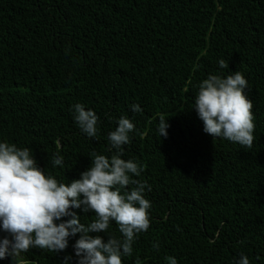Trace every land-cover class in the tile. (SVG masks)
I'll use <instances>...</instances> for the list:
<instances>
[{
    "label": "trees",
    "instance_id": "1",
    "mask_svg": "<svg viewBox=\"0 0 264 264\" xmlns=\"http://www.w3.org/2000/svg\"><path fill=\"white\" fill-rule=\"evenodd\" d=\"M237 70L253 102L251 148L213 139L194 109L199 82ZM76 102L100 117L98 137L75 123ZM121 116L135 124L122 158L145 165L134 179L151 186L153 205L150 228L123 264H167L169 255L179 264H235L242 254L264 264V0H0V139L29 147L70 182L91 153L112 155L108 132ZM58 149L63 167L52 165ZM74 210L82 223L95 218ZM100 235L122 234L113 222ZM78 238L58 254L33 248L0 264L75 261Z\"/></svg>",
    "mask_w": 264,
    "mask_h": 264
},
{
    "label": "clouds",
    "instance_id": "2",
    "mask_svg": "<svg viewBox=\"0 0 264 264\" xmlns=\"http://www.w3.org/2000/svg\"><path fill=\"white\" fill-rule=\"evenodd\" d=\"M218 65L220 69L229 68L224 59ZM247 88L248 80L238 70L227 75L209 73L199 82L194 109L205 133L213 139L252 147L256 125ZM131 109L143 111L138 103L132 104ZM70 111L83 133L89 138L98 137L100 117L93 109L76 102ZM116 123L118 126L108 132V151L112 155L91 153L90 167L70 182L42 168L29 147L0 139V232L6 233L0 236V260H14L33 248L58 254L69 247L70 238L77 234L79 238L72 245L76 259L67 255L63 264H123L122 258L133 254L140 233L150 228L153 205L145 193L151 186L146 180L134 179L141 176L145 165L122 158L124 146L131 143L134 122L121 116ZM169 126L167 118L160 116V137H167ZM63 164L64 157L58 149L52 165ZM74 209L93 212L95 218L82 223ZM113 222L122 235H107L105 241L100 233L106 234ZM152 246L159 251V242ZM165 260L167 264H179L175 256H166ZM235 264L251 261L242 254Z\"/></svg>",
    "mask_w": 264,
    "mask_h": 264
}]
</instances>
